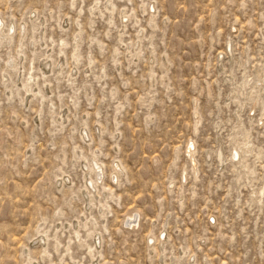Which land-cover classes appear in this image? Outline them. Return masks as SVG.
Instances as JSON below:
<instances>
[{"label":"rangeland","instance_id":"rangeland-1","mask_svg":"<svg viewBox=\"0 0 264 264\" xmlns=\"http://www.w3.org/2000/svg\"><path fill=\"white\" fill-rule=\"evenodd\" d=\"M0 264H264V0H0Z\"/></svg>","mask_w":264,"mask_h":264},{"label":"bare ground","instance_id":"bare-ground-1","mask_svg":"<svg viewBox=\"0 0 264 264\" xmlns=\"http://www.w3.org/2000/svg\"><path fill=\"white\" fill-rule=\"evenodd\" d=\"M250 143L249 142H247V143H245L244 144V146L241 148L242 149V154L245 156V154H248L249 152H250V145H249ZM238 151V150H237ZM240 154V153H239ZM239 154L236 152V154H234V160H238V158H239ZM242 158V157H241ZM240 158V159H241ZM243 159V158H242ZM239 161V160H238ZM239 163V162H238ZM242 163V162H241ZM250 172V171H249ZM248 172V173H249ZM251 173V172H250ZM134 224H136V223H134ZM131 225V224H130ZM134 226V225H133Z\"/></svg>","mask_w":264,"mask_h":264}]
</instances>
